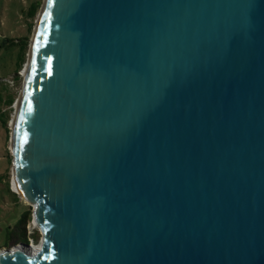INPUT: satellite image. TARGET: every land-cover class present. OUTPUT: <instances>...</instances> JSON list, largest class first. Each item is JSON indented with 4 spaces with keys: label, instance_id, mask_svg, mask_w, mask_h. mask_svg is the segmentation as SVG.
I'll list each match as a JSON object with an SVG mask.
<instances>
[{
    "label": "water",
    "instance_id": "95a60500",
    "mask_svg": "<svg viewBox=\"0 0 264 264\" xmlns=\"http://www.w3.org/2000/svg\"><path fill=\"white\" fill-rule=\"evenodd\" d=\"M27 61L0 264H264V0H43Z\"/></svg>",
    "mask_w": 264,
    "mask_h": 264
},
{
    "label": "rangeland",
    "instance_id": "374dc122",
    "mask_svg": "<svg viewBox=\"0 0 264 264\" xmlns=\"http://www.w3.org/2000/svg\"><path fill=\"white\" fill-rule=\"evenodd\" d=\"M30 1L31 0H0V94L2 96V100L6 99L7 94L9 93L10 95H13L15 102L21 92L24 79V69L28 60L31 39L38 16L37 14L36 18L32 22L33 26L31 31L27 33L28 22L23 11L26 7H28ZM24 35H27L28 37V45L25 60L18 69L17 47L14 45H8V43L11 40H17ZM14 102L12 104L13 109L15 104ZM0 107L3 110L7 109V107L2 103H0ZM12 116L13 110L10 112V117L8 118L9 127L11 126ZM5 148L8 150V153L12 158L10 137L5 144ZM4 152L3 131L0 130V175L3 173L7 174V178L5 177V179L0 180V249L16 245L14 240H11V244L8 245V241L6 239L7 226L14 224L15 219L23 209L22 205L28 204L20 197V203L14 204L13 196L4 186V183L8 181L11 193L16 194L12 190V161L6 171ZM31 222L32 220L27 226V233L32 236L29 244L31 246L40 247L41 232L36 226L32 225Z\"/></svg>",
    "mask_w": 264,
    "mask_h": 264
},
{
    "label": "trees",
    "instance_id": "16d2710c",
    "mask_svg": "<svg viewBox=\"0 0 264 264\" xmlns=\"http://www.w3.org/2000/svg\"><path fill=\"white\" fill-rule=\"evenodd\" d=\"M42 0H31L28 7L23 11L25 18H27L28 26H27V33H29L33 26V20L36 18ZM8 45H14L17 47V66L18 69L21 67L25 60V54L28 45V37L24 35L15 41H10ZM14 102L13 95L7 94V98L2 100V96L0 94V103L4 104L7 109L3 110L0 107V130L3 131V148H4V157H5V170H8V167L11 164L12 158L8 153V150L5 148V144L10 137V127L8 126V118L10 117V112L13 110L12 104ZM7 178V174H1L0 180ZM5 188L8 192L13 196L14 204L20 203L19 196L11 193L9 189V182L6 181L4 183ZM23 209L18 214L17 218L15 219L14 224L7 226L6 230V239L8 241V245H10L11 240H14L16 244L18 243H25L29 244L30 239L32 238L31 234L28 235L27 233V226L29 222L32 220V208L29 204L22 205Z\"/></svg>",
    "mask_w": 264,
    "mask_h": 264
},
{
    "label": "bare ground",
    "instance_id": "6f19581e",
    "mask_svg": "<svg viewBox=\"0 0 264 264\" xmlns=\"http://www.w3.org/2000/svg\"><path fill=\"white\" fill-rule=\"evenodd\" d=\"M27 62H28V61H27ZM26 68H27V63H26L25 69H24V76H25ZM12 190H13L14 192H16V193H19V192H18V189H17V187H16V183H15V180H14V179H13V183H12ZM31 223H32V222H31ZM32 225H33V223H32ZM39 248H40V247H38V246H31V251H32V253L35 252V251H37Z\"/></svg>",
    "mask_w": 264,
    "mask_h": 264
},
{
    "label": "snow or ice",
    "instance_id": "6c2138e0",
    "mask_svg": "<svg viewBox=\"0 0 264 264\" xmlns=\"http://www.w3.org/2000/svg\"><path fill=\"white\" fill-rule=\"evenodd\" d=\"M28 111H29V112L31 111V107H30V106L28 107Z\"/></svg>",
    "mask_w": 264,
    "mask_h": 264
}]
</instances>
